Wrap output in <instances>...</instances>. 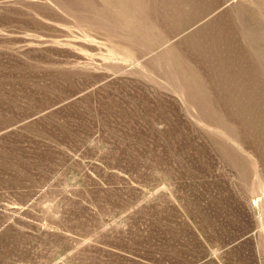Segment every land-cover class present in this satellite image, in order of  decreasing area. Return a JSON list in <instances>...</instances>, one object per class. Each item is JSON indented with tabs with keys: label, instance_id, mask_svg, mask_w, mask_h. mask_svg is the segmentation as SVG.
I'll return each instance as SVG.
<instances>
[{
	"label": "rangeland",
	"instance_id": "obj_1",
	"mask_svg": "<svg viewBox=\"0 0 264 264\" xmlns=\"http://www.w3.org/2000/svg\"><path fill=\"white\" fill-rule=\"evenodd\" d=\"M0 264H264V0H0Z\"/></svg>",
	"mask_w": 264,
	"mask_h": 264
}]
</instances>
